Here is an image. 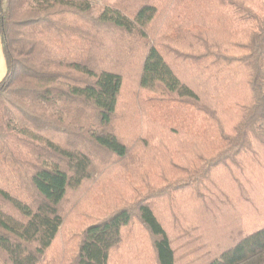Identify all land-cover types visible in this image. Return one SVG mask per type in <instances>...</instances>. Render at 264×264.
<instances>
[{"label": "trees", "instance_id": "1", "mask_svg": "<svg viewBox=\"0 0 264 264\" xmlns=\"http://www.w3.org/2000/svg\"><path fill=\"white\" fill-rule=\"evenodd\" d=\"M257 2L0 0V264H264Z\"/></svg>", "mask_w": 264, "mask_h": 264}, {"label": "crops", "instance_id": "2", "mask_svg": "<svg viewBox=\"0 0 264 264\" xmlns=\"http://www.w3.org/2000/svg\"><path fill=\"white\" fill-rule=\"evenodd\" d=\"M5 74V60L2 52V47H1V40H0V81L4 77Z\"/></svg>", "mask_w": 264, "mask_h": 264}, {"label": "rangeland", "instance_id": "3", "mask_svg": "<svg viewBox=\"0 0 264 264\" xmlns=\"http://www.w3.org/2000/svg\"><path fill=\"white\" fill-rule=\"evenodd\" d=\"M262 5L264 6V2H263V0H261V3H260V2H259V3L257 2V4L254 5V6H255V9H256L257 12L262 11V9L260 8ZM76 199H77V198H76ZM76 199L74 200V202L76 201ZM74 202H73V203H74ZM73 203L70 202L68 205L71 207V205H72Z\"/></svg>", "mask_w": 264, "mask_h": 264}]
</instances>
